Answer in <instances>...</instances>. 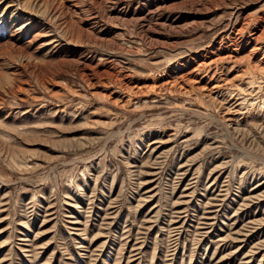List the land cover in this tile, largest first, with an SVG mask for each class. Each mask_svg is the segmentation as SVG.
<instances>
[{
    "label": "rangeland",
    "instance_id": "obj_1",
    "mask_svg": "<svg viewBox=\"0 0 264 264\" xmlns=\"http://www.w3.org/2000/svg\"><path fill=\"white\" fill-rule=\"evenodd\" d=\"M263 33L264 0H0V264H264Z\"/></svg>",
    "mask_w": 264,
    "mask_h": 264
},
{
    "label": "bare ground",
    "instance_id": "obj_2",
    "mask_svg": "<svg viewBox=\"0 0 264 264\" xmlns=\"http://www.w3.org/2000/svg\"><path fill=\"white\" fill-rule=\"evenodd\" d=\"M264 34V33H263ZM258 42V41H257ZM232 46V45H231ZM255 48H257V47H255ZM254 50V49H253ZM249 52V51H248ZM256 52V51H255ZM251 54H253V52L251 53ZM261 58H263V60H264V55H263V57H261ZM263 62V61H262ZM191 73V72H190ZM188 76V75H187ZM214 86H216V85H214Z\"/></svg>",
    "mask_w": 264,
    "mask_h": 264
}]
</instances>
